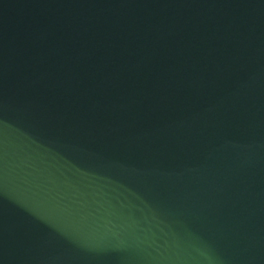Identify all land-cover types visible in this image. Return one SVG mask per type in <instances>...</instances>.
I'll return each mask as SVG.
<instances>
[{
	"label": "water",
	"instance_id": "obj_1",
	"mask_svg": "<svg viewBox=\"0 0 264 264\" xmlns=\"http://www.w3.org/2000/svg\"><path fill=\"white\" fill-rule=\"evenodd\" d=\"M0 264H264V0H0Z\"/></svg>",
	"mask_w": 264,
	"mask_h": 264
}]
</instances>
